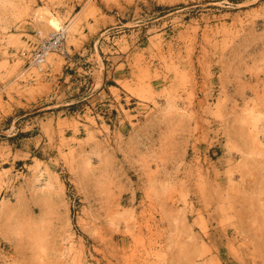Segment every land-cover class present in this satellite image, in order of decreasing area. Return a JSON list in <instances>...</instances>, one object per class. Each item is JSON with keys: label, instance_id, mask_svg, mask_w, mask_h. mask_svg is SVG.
<instances>
[{"label": "rangeland", "instance_id": "obj_1", "mask_svg": "<svg viewBox=\"0 0 264 264\" xmlns=\"http://www.w3.org/2000/svg\"><path fill=\"white\" fill-rule=\"evenodd\" d=\"M0 264H264V0H0Z\"/></svg>", "mask_w": 264, "mask_h": 264}, {"label": "built area", "instance_id": "obj_2", "mask_svg": "<svg viewBox=\"0 0 264 264\" xmlns=\"http://www.w3.org/2000/svg\"><path fill=\"white\" fill-rule=\"evenodd\" d=\"M68 33L67 25H60L49 31L46 35H41L38 31L32 34V39L26 40V47L21 50V55L25 57L22 74L29 73L32 69L41 73L43 66L48 64V56L52 53L65 54V41ZM65 57V55H64ZM28 82L35 79L34 73Z\"/></svg>", "mask_w": 264, "mask_h": 264}, {"label": "bare ground", "instance_id": "obj_3", "mask_svg": "<svg viewBox=\"0 0 264 264\" xmlns=\"http://www.w3.org/2000/svg\"><path fill=\"white\" fill-rule=\"evenodd\" d=\"M39 33L42 35L46 29H57L60 26L59 20L56 17H43V15L37 16Z\"/></svg>", "mask_w": 264, "mask_h": 264}]
</instances>
